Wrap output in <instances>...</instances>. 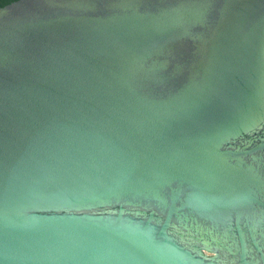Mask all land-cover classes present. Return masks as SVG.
I'll use <instances>...</instances> for the list:
<instances>
[{
	"label": "water",
	"instance_id": "water-1",
	"mask_svg": "<svg viewBox=\"0 0 264 264\" xmlns=\"http://www.w3.org/2000/svg\"><path fill=\"white\" fill-rule=\"evenodd\" d=\"M0 264H264V0L1 6Z\"/></svg>",
	"mask_w": 264,
	"mask_h": 264
},
{
	"label": "flooded vegetation",
	"instance_id": "flooded-vegetation-1",
	"mask_svg": "<svg viewBox=\"0 0 264 264\" xmlns=\"http://www.w3.org/2000/svg\"><path fill=\"white\" fill-rule=\"evenodd\" d=\"M13 1H16V0H0V7L5 6Z\"/></svg>",
	"mask_w": 264,
	"mask_h": 264
}]
</instances>
